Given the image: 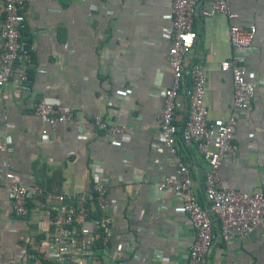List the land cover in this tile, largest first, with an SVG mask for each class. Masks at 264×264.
<instances>
[{
    "label": "crops",
    "instance_id": "1",
    "mask_svg": "<svg viewBox=\"0 0 264 264\" xmlns=\"http://www.w3.org/2000/svg\"><path fill=\"white\" fill-rule=\"evenodd\" d=\"M170 2L26 1L22 39L31 52L29 81L20 90L12 80L0 89V142L13 148L0 152V264H22L33 238L50 227L38 211L23 217L13 212L3 188V164L15 172V180L31 174L45 191L70 193L89 183L91 159L103 164L107 177L112 251L118 246L124 264L185 263L195 238L191 219L173 191L154 187L159 177L177 172L171 154L153 138L162 106L160 90L172 79L165 57ZM210 7L207 0L195 6L198 35L184 58L185 64L200 61L206 67L208 120L226 116L232 108L231 74L218 64L240 51L229 41L223 13L202 14ZM230 7L241 24L257 28L253 49L245 54L248 76L257 87L250 107L237 117L236 155L222 159L219 176L227 187L264 190V0H230ZM41 99L70 106L82 120L55 129L43 126L33 115ZM180 100L177 122L186 113L183 97ZM94 114L125 126L127 134L111 141L93 124ZM178 151L190 168L191 189L201 199L205 160L194 144H179ZM106 253L102 264L110 263ZM209 264H264V223L227 244L215 228Z\"/></svg>",
    "mask_w": 264,
    "mask_h": 264
},
{
    "label": "built area",
    "instance_id": "2",
    "mask_svg": "<svg viewBox=\"0 0 264 264\" xmlns=\"http://www.w3.org/2000/svg\"><path fill=\"white\" fill-rule=\"evenodd\" d=\"M26 1L0 0V89L12 80L15 88L20 90L29 81L31 52L22 39ZM199 1L170 2L171 23L166 28L170 42L165 57L172 79L169 86L160 90L162 106L153 137L171 154L177 167L175 175L159 177L154 187L157 191L174 192L195 231L184 264H209L215 228L219 227L221 239L227 244L245 237L264 223V190L246 191L227 187L219 176L222 159L234 157L238 149L234 136L239 112L250 107L256 92L257 82L248 76L245 54L253 49L257 28L254 24L243 25L238 21V14L231 9L230 0H207L211 7L203 10L202 14L223 13L228 22L229 41L234 49L240 50L218 64L220 69L231 74L232 108L228 115L208 120V107L204 100L206 67L200 61L184 62L198 35L194 28V11ZM180 96L185 101L186 113L177 122L175 115L181 104ZM33 115L43 126L52 129L60 123L82 120L70 106L45 99L35 104ZM4 119L3 116L6 131L8 125ZM93 124L111 141L116 136L127 134L125 126L107 121L100 114L93 115ZM41 132L46 134L47 128L43 127ZM179 144H194L205 160L201 199L191 189L192 175L178 151ZM12 150L5 140L0 142V152L9 153ZM3 165V188L16 216H27L34 210L47 217L50 224L49 229L41 233L42 236L37 235L30 242L22 264H102L106 252H109V264H124L118 255V246L114 251L109 247L113 207L100 161H89V183L80 191L70 193L45 191L34 182L31 174L15 180V172L6 163ZM126 247L132 250L129 245Z\"/></svg>",
    "mask_w": 264,
    "mask_h": 264
}]
</instances>
